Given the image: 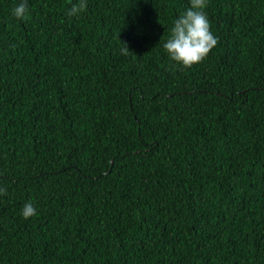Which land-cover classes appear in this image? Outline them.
I'll use <instances>...</instances> for the list:
<instances>
[{
  "label": "trees",
  "instance_id": "trees-1",
  "mask_svg": "<svg viewBox=\"0 0 264 264\" xmlns=\"http://www.w3.org/2000/svg\"><path fill=\"white\" fill-rule=\"evenodd\" d=\"M19 2L0 0V264H264V0H207L218 43L187 69L162 44L189 0Z\"/></svg>",
  "mask_w": 264,
  "mask_h": 264
},
{
  "label": "clouds",
  "instance_id": "clouds-1",
  "mask_svg": "<svg viewBox=\"0 0 264 264\" xmlns=\"http://www.w3.org/2000/svg\"><path fill=\"white\" fill-rule=\"evenodd\" d=\"M86 7L87 0H77L76 3L72 4L67 14L70 17L77 16L84 12ZM206 7L207 0H189V6L173 21L170 35L162 44L169 60L173 62V67L191 68L193 65L202 62L217 45L218 38L211 31V25L205 11ZM27 12L28 0H20L12 9V15L18 20L25 19ZM121 44L123 45L121 53L128 55L130 51L127 43L121 42ZM6 194L7 188L0 186V195ZM21 215L25 219L36 215V208L32 202L29 201L24 204Z\"/></svg>",
  "mask_w": 264,
  "mask_h": 264
}]
</instances>
